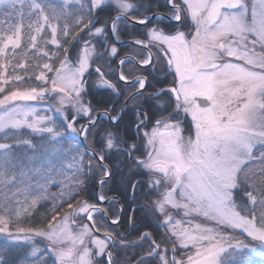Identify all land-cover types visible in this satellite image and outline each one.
I'll list each match as a JSON object with an SVG mask.
<instances>
[{
    "label": "snow or ice",
    "instance_id": "obj_1",
    "mask_svg": "<svg viewBox=\"0 0 264 264\" xmlns=\"http://www.w3.org/2000/svg\"><path fill=\"white\" fill-rule=\"evenodd\" d=\"M0 17V264H264V0H0ZM126 207L161 240L119 231Z\"/></svg>",
    "mask_w": 264,
    "mask_h": 264
},
{
    "label": "trees",
    "instance_id": "obj_2",
    "mask_svg": "<svg viewBox=\"0 0 264 264\" xmlns=\"http://www.w3.org/2000/svg\"><path fill=\"white\" fill-rule=\"evenodd\" d=\"M161 10H163V9H161ZM2 18L3 17H0V19H2ZM9 22H14V20L13 21H9ZM141 31H142V29L137 28V29L133 30L132 35L133 36H138ZM122 38H129V36L126 33L124 36H122ZM74 51H75L74 49H71L70 53L74 54ZM120 54H121V56H123L124 54H126V51L121 48ZM61 55H63V53H61ZM162 73H163V71H161V74ZM92 83H93V81L91 83L89 82V85L91 86ZM155 84H158V83H155ZM83 123H85V121L83 119L78 121V124H83ZM124 123L125 124H130L131 123V117L130 116H125ZM24 135L28 136V132L26 130H25ZM29 138H31L33 141L36 140L35 137H29ZM261 150H264V149L259 148V149L255 150L256 154H259V152ZM251 163H252L253 167H255V166H257L259 164V161H253ZM48 190H49L50 194L54 195V194H58L59 193L60 188H59L58 185L53 184V185H51L49 187ZM81 195L85 196L86 194L85 193H81ZM236 196H237V202H239V197L242 196V192L237 191ZM121 202L123 203V201H121ZM52 203H54V201H52L51 199H49L48 201H42L41 204L37 206V209L33 213V215L38 218L41 214L45 213V211L51 206ZM128 215H129V211H128L127 207H126L125 212L123 214V219L121 220V224L119 226V231H121V232H131V236L129 237V239H134L138 235L139 232L147 230V231L152 232L153 237L157 241L161 240L162 234L164 233V229L160 225L157 224L155 219L146 217L145 213H144V211L142 209L137 208V210L135 212V216H134V222H135V225H136L135 230H132V229H130L128 227V220H127ZM32 222L35 223V220H33ZM44 222L46 223V220ZM106 227H108L109 229H115L117 226L111 225L110 223H108L106 225ZM169 247H170V245H169ZM137 254H140L138 249L136 250L135 253H130L129 254V258L135 259V256ZM116 259L118 261H120L121 264H123V261H124L125 257L122 256V255H118L116 257ZM154 264H155V262H154Z\"/></svg>",
    "mask_w": 264,
    "mask_h": 264
},
{
    "label": "rangeland",
    "instance_id": "obj_3",
    "mask_svg": "<svg viewBox=\"0 0 264 264\" xmlns=\"http://www.w3.org/2000/svg\"><path fill=\"white\" fill-rule=\"evenodd\" d=\"M83 35V34H82ZM71 50V49H70ZM70 55H71V57L74 59L75 58V55H76V51H74V54H71L70 53ZM114 67V66H113ZM92 79V78H91ZM90 79V80H91ZM95 80V76H94V79H92V81H94ZM33 103V105L34 106H36L37 108H39V109H41V110H44V109H46V108H48V106L50 105V104H54L55 102L53 101V100H46V101H44L43 103H37V102H32ZM48 115H53L54 117L57 115V114H55V113H53V112H48L47 113ZM60 122H61V119L60 118H58L57 119V124H60ZM27 131V130H26ZM185 134V133H184ZM186 136L188 135V134H185ZM31 137H35L36 138V140L35 141H33V143H36V144H40L41 143V139L39 138V137H36V136H31ZM84 147H86L85 145H84ZM259 148H261L259 145L257 146V148L255 149V150H257V149H259ZM254 150V151H255ZM174 215L176 216V219H185V220H188V219H192L191 217H187V218H185V217H183L182 215H176L175 213H174ZM81 223H88L86 220H82L81 221ZM108 223H110V221L108 222ZM111 224V223H110ZM3 237L2 236H0V239H2Z\"/></svg>",
    "mask_w": 264,
    "mask_h": 264
},
{
    "label": "flooded vegetation",
    "instance_id": "obj_4",
    "mask_svg": "<svg viewBox=\"0 0 264 264\" xmlns=\"http://www.w3.org/2000/svg\"><path fill=\"white\" fill-rule=\"evenodd\" d=\"M161 11H163V10H161ZM129 38H122V40H125V41H127ZM118 47H121L120 45H118ZM122 49H124L125 51H126V53L129 51V49L128 48H126V47H121ZM125 55V54H124ZM113 66L115 67L116 65H115V62L113 63ZM161 71H163V69H161ZM161 80H160V82L158 83V84H155V87L157 88V89H159V88H161V86L162 87H164V88H167V87H170V86H172V84H171V82H172V79H173V77L171 76V75H168V76H164V72L161 74ZM92 79H94V76L92 77ZM92 79L91 80H89V82L91 83L92 82ZM114 79V82H115V78H113ZM94 82V81H93ZM189 121H190V117L189 118H187V120L185 121V123H184V128H185V134H190L191 133V127H190V123H189Z\"/></svg>",
    "mask_w": 264,
    "mask_h": 264
},
{
    "label": "water",
    "instance_id": "obj_5",
    "mask_svg": "<svg viewBox=\"0 0 264 264\" xmlns=\"http://www.w3.org/2000/svg\"><path fill=\"white\" fill-rule=\"evenodd\" d=\"M86 146V145H85Z\"/></svg>",
    "mask_w": 264,
    "mask_h": 264
}]
</instances>
